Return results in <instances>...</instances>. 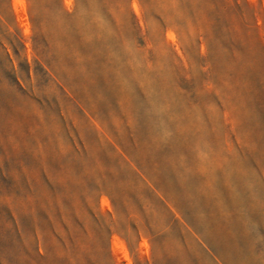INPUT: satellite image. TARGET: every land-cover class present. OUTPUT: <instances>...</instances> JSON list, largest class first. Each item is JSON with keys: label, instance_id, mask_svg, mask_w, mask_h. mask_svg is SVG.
I'll return each instance as SVG.
<instances>
[{"label": "rangeland", "instance_id": "374dc122", "mask_svg": "<svg viewBox=\"0 0 264 264\" xmlns=\"http://www.w3.org/2000/svg\"><path fill=\"white\" fill-rule=\"evenodd\" d=\"M0 264H264V0H0Z\"/></svg>", "mask_w": 264, "mask_h": 264}]
</instances>
